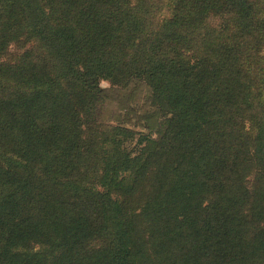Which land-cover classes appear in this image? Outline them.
<instances>
[{"label":"trees","instance_id":"1","mask_svg":"<svg viewBox=\"0 0 264 264\" xmlns=\"http://www.w3.org/2000/svg\"><path fill=\"white\" fill-rule=\"evenodd\" d=\"M0 264H264V0H0Z\"/></svg>","mask_w":264,"mask_h":264},{"label":"rangeland","instance_id":"2","mask_svg":"<svg viewBox=\"0 0 264 264\" xmlns=\"http://www.w3.org/2000/svg\"><path fill=\"white\" fill-rule=\"evenodd\" d=\"M100 87L105 97L100 116L104 126L122 125L157 137L166 108L144 82L132 81L126 87H115L103 81Z\"/></svg>","mask_w":264,"mask_h":264}]
</instances>
